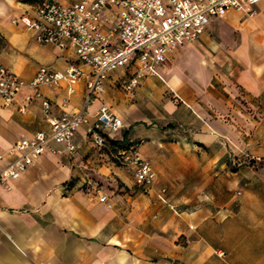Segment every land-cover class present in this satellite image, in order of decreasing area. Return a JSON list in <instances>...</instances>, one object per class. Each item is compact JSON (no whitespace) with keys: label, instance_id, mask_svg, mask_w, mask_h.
<instances>
[{"label":"crops","instance_id":"obj_1","mask_svg":"<svg viewBox=\"0 0 264 264\" xmlns=\"http://www.w3.org/2000/svg\"><path fill=\"white\" fill-rule=\"evenodd\" d=\"M37 2L0 0V66L26 84L40 67L64 72L78 65L71 51L39 44L31 30L11 23L31 15ZM255 10L249 18L232 11L210 19L196 45L179 46L131 92L121 84L132 66L110 73L105 93L89 107V125L107 105L124 125L107 138L119 145L143 140L139 153L152 163L153 184L131 192L132 173L91 151L87 128L80 127L74 153H58L62 147L52 143L19 178L0 183V264H264V199L211 204L186 179L211 173L233 138L222 120L226 100L219 85L225 91L232 83L253 103L264 102V0ZM233 29L235 43L225 37ZM85 92L84 78L71 95L66 83L40 87V97L24 87L14 104L0 105V152L20 137L49 131L43 100L49 116L58 117L79 109ZM16 158L5 155L0 170ZM103 194L111 208L99 201Z\"/></svg>","mask_w":264,"mask_h":264},{"label":"built area","instance_id":"obj_2","mask_svg":"<svg viewBox=\"0 0 264 264\" xmlns=\"http://www.w3.org/2000/svg\"><path fill=\"white\" fill-rule=\"evenodd\" d=\"M263 0H80L62 4L56 0H38L31 15L23 14L12 19L34 34L36 42L51 45L59 51H71L78 65H70L64 72L40 67L33 79L24 83L11 71L0 66V105L14 104L18 93L28 87L35 97H40L42 86L51 88L67 84V94L73 85L85 79L86 92L81 107L50 117V104L42 101L48 118L49 131H39L29 137H20L5 153L17 158L0 170V183L19 178L39 157L56 144L61 151L73 153V142L78 129L86 126L90 143L95 148L104 147L108 136H114L124 127L123 122L109 107L102 104L89 125L88 110L94 100L105 93L108 75L128 66L133 67L131 77L122 82L125 92L133 91L144 76L155 75L169 56L181 45L200 39L212 18H222L229 12H239L253 17L255 7ZM82 67H87L85 72ZM31 97H27L28 103ZM68 100L62 101L67 104ZM24 112L25 105L19 108ZM143 140L131 141L120 150V163L132 173L142 192L155 180L152 164L143 158L139 148ZM99 201L108 208L106 195Z\"/></svg>","mask_w":264,"mask_h":264},{"label":"rangeland","instance_id":"obj_3","mask_svg":"<svg viewBox=\"0 0 264 264\" xmlns=\"http://www.w3.org/2000/svg\"><path fill=\"white\" fill-rule=\"evenodd\" d=\"M210 37L217 42L220 40L216 34H211ZM225 37L235 43L238 40V30H229ZM199 41L191 44L196 45ZM225 55L230 56L227 52ZM219 86L221 89L218 90L226 100V112L222 120L233 138L226 142V154L215 164V169L211 173L189 174L186 175V179L192 188L202 187L200 190L202 197L211 204L217 205L230 199L235 201L245 198L264 199V102L258 105L253 103L232 83L225 91L222 90L224 85ZM168 97L174 100L173 94H168ZM209 114L217 119V116L214 117L216 114L213 109ZM127 145L115 149L107 143L100 149L92 146L90 150L97 155L105 156L107 161L116 167L126 170L120 163L119 152ZM72 181L75 182L76 179L72 178ZM97 183L102 186L100 180H97ZM133 187L131 192H142L135 182ZM181 193L182 191L176 192L179 195Z\"/></svg>","mask_w":264,"mask_h":264},{"label":"trees","instance_id":"obj_4","mask_svg":"<svg viewBox=\"0 0 264 264\" xmlns=\"http://www.w3.org/2000/svg\"><path fill=\"white\" fill-rule=\"evenodd\" d=\"M106 142L109 143L113 148H120L122 145H119L118 142L112 141L111 139L106 138Z\"/></svg>","mask_w":264,"mask_h":264}]
</instances>
